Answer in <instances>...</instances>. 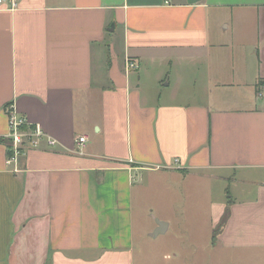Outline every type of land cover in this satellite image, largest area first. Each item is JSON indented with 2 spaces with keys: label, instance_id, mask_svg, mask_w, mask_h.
Returning <instances> with one entry per match:
<instances>
[{
  "label": "crops",
  "instance_id": "1",
  "mask_svg": "<svg viewBox=\"0 0 264 264\" xmlns=\"http://www.w3.org/2000/svg\"><path fill=\"white\" fill-rule=\"evenodd\" d=\"M261 81L264 0L0 4V264H145L136 199L201 173L247 194L212 205L218 241L264 253ZM9 106L56 144L8 165Z\"/></svg>",
  "mask_w": 264,
  "mask_h": 264
},
{
  "label": "rangeland",
  "instance_id": "2",
  "mask_svg": "<svg viewBox=\"0 0 264 264\" xmlns=\"http://www.w3.org/2000/svg\"><path fill=\"white\" fill-rule=\"evenodd\" d=\"M157 75L155 71L148 70L145 75L147 85ZM169 93L165 97L168 98ZM180 101H187L184 94ZM96 109L95 107L94 110ZM88 132L91 135L90 146L99 148L101 137L96 138L94 135L97 129H90ZM214 175L216 174L201 173L187 177L168 175L164 179L165 190L162 183H157L155 192L154 188H150L148 199L141 200L138 196L135 203L136 226L141 252L149 259L145 264H264V253L240 255L224 248L218 241L221 219L217 220L212 215V205L217 201L227 200L230 196L242 199L247 194L238 192L242 187L231 181L220 182L213 178ZM135 184L141 185L140 178L135 180ZM158 221L166 223L169 228L164 234L152 238L148 232L158 225Z\"/></svg>",
  "mask_w": 264,
  "mask_h": 264
},
{
  "label": "built area",
  "instance_id": "3",
  "mask_svg": "<svg viewBox=\"0 0 264 264\" xmlns=\"http://www.w3.org/2000/svg\"><path fill=\"white\" fill-rule=\"evenodd\" d=\"M20 0H0V4L9 3L11 10H16L18 8ZM167 5L170 4L169 1L166 2ZM137 65L130 58L126 59V70L129 73L131 70L135 69ZM9 117V140L12 147V156L8 159L7 164L13 165L17 164L19 158L24 154L25 147L37 148L39 142L43 139H47L50 146L56 144L55 140L47 138L43 130L39 127L29 126L26 119L21 118L15 111L13 106H9L7 109ZM26 130V128H28ZM86 137H82L79 140V144L83 145L86 143Z\"/></svg>",
  "mask_w": 264,
  "mask_h": 264
},
{
  "label": "water",
  "instance_id": "4",
  "mask_svg": "<svg viewBox=\"0 0 264 264\" xmlns=\"http://www.w3.org/2000/svg\"><path fill=\"white\" fill-rule=\"evenodd\" d=\"M111 31H114V28L112 27ZM167 224L166 223H163V222H160L158 221V229L155 231L154 233V236L157 237L161 234H164L167 230Z\"/></svg>",
  "mask_w": 264,
  "mask_h": 264
},
{
  "label": "trees",
  "instance_id": "5",
  "mask_svg": "<svg viewBox=\"0 0 264 264\" xmlns=\"http://www.w3.org/2000/svg\"><path fill=\"white\" fill-rule=\"evenodd\" d=\"M261 86H264V81H261L258 85L259 89L261 88ZM10 147H11V142H10ZM12 148V147H11Z\"/></svg>",
  "mask_w": 264,
  "mask_h": 264
}]
</instances>
